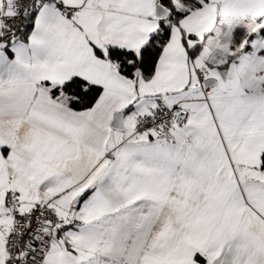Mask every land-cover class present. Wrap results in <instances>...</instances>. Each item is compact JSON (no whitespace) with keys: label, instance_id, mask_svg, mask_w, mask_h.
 <instances>
[{"label":"snow or ice","instance_id":"1","mask_svg":"<svg viewBox=\"0 0 264 264\" xmlns=\"http://www.w3.org/2000/svg\"><path fill=\"white\" fill-rule=\"evenodd\" d=\"M0 264H264V0H0Z\"/></svg>","mask_w":264,"mask_h":264}]
</instances>
